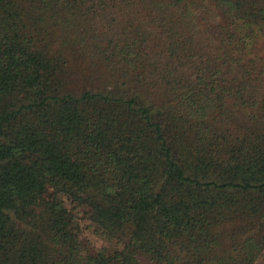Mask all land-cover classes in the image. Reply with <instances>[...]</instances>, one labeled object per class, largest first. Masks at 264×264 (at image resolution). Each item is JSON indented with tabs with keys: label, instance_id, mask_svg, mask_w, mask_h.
Masks as SVG:
<instances>
[{
	"label": "trees",
	"instance_id": "1",
	"mask_svg": "<svg viewBox=\"0 0 264 264\" xmlns=\"http://www.w3.org/2000/svg\"><path fill=\"white\" fill-rule=\"evenodd\" d=\"M264 0H0V264H264Z\"/></svg>",
	"mask_w": 264,
	"mask_h": 264
},
{
	"label": "rangeland",
	"instance_id": "2",
	"mask_svg": "<svg viewBox=\"0 0 264 264\" xmlns=\"http://www.w3.org/2000/svg\"><path fill=\"white\" fill-rule=\"evenodd\" d=\"M257 53L259 54V56H264V49H261V51L257 49Z\"/></svg>",
	"mask_w": 264,
	"mask_h": 264
}]
</instances>
